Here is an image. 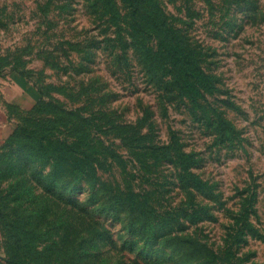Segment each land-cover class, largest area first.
Returning <instances> with one entry per match:
<instances>
[{
	"label": "rangeland",
	"instance_id": "1",
	"mask_svg": "<svg viewBox=\"0 0 264 264\" xmlns=\"http://www.w3.org/2000/svg\"><path fill=\"white\" fill-rule=\"evenodd\" d=\"M0 103V264H264V0H0Z\"/></svg>",
	"mask_w": 264,
	"mask_h": 264
},
{
	"label": "trees",
	"instance_id": "2",
	"mask_svg": "<svg viewBox=\"0 0 264 264\" xmlns=\"http://www.w3.org/2000/svg\"><path fill=\"white\" fill-rule=\"evenodd\" d=\"M161 33L163 34V37L167 39V42H163L164 40H161V51L167 58L169 66L172 67L174 82L180 85V87L184 90L189 88V93L199 90V87L201 88L200 83L190 81V75L188 76L189 70L197 66L195 63V56H197V53L193 47L181 41L180 30L173 24H165L161 29ZM170 140L172 144L170 143L162 147L167 149L172 148L174 151L184 148V143L181 142V139L176 136L174 131L170 132ZM143 162L144 161L142 160V163ZM88 173L96 174V170H88ZM130 184L131 182L126 183L128 191L131 186ZM118 204L119 203L117 202H107L104 203V207L102 206L103 211L106 212L107 215L111 216L112 219L115 218V222L119 221L116 216L118 217L122 212L119 209ZM106 233L108 232L106 231Z\"/></svg>",
	"mask_w": 264,
	"mask_h": 264
},
{
	"label": "crops",
	"instance_id": "3",
	"mask_svg": "<svg viewBox=\"0 0 264 264\" xmlns=\"http://www.w3.org/2000/svg\"><path fill=\"white\" fill-rule=\"evenodd\" d=\"M18 85L12 86L11 91H15L17 93V96H20L23 100L28 99L26 95H24L23 91L24 88L20 87V90L17 88ZM27 94L29 93L26 91ZM30 95V94H29ZM28 95V97H29ZM11 123L9 121L8 112L5 109V106H3L0 103V143L8 136L10 131L12 130Z\"/></svg>",
	"mask_w": 264,
	"mask_h": 264
}]
</instances>
